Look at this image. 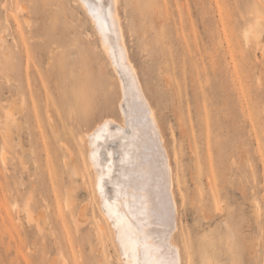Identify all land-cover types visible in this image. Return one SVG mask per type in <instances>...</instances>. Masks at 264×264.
<instances>
[{
  "label": "rangeland",
  "instance_id": "374dc122",
  "mask_svg": "<svg viewBox=\"0 0 264 264\" xmlns=\"http://www.w3.org/2000/svg\"><path fill=\"white\" fill-rule=\"evenodd\" d=\"M259 8L119 0L174 169L182 264H264V54L243 38ZM123 101L77 0H0V264H122L84 138L102 119L119 126Z\"/></svg>",
  "mask_w": 264,
  "mask_h": 264
},
{
  "label": "bare ground",
  "instance_id": "6f19581e",
  "mask_svg": "<svg viewBox=\"0 0 264 264\" xmlns=\"http://www.w3.org/2000/svg\"><path fill=\"white\" fill-rule=\"evenodd\" d=\"M77 1L98 35L104 54L118 74L121 101L124 100L127 106L126 110L120 108L119 126L114 127L115 122L112 121L111 126L110 120L114 119H102L84 138L87 163L93 172V190L100 212L117 243L119 261L122 264H137V260L146 258L142 249L134 255L131 246L125 247L122 244L128 225L138 224L140 236L148 237L146 243L152 250L147 259L159 264H166L169 260L182 264L178 246L173 242L177 229L174 169L161 126L144 95L136 68L129 57L119 0ZM255 1L260 8L244 24L243 38L247 44L254 42L258 51L264 54V0ZM92 5H103L105 15L110 7L111 19H94L90 12ZM23 10L24 7H16L17 13ZM13 105H7L4 109L6 134H9V124L16 123ZM108 139L117 140L116 159L114 151L106 147L109 145L106 142ZM107 184L110 185L108 193ZM253 202V210L257 215L259 204L256 198ZM126 206L138 210L135 221L131 215H126L129 212ZM24 210L27 218L33 217L29 210ZM38 228L41 232L42 227L38 225ZM101 230L104 231L102 226ZM132 235H136L134 229Z\"/></svg>",
  "mask_w": 264,
  "mask_h": 264
},
{
  "label": "snow or ice",
  "instance_id": "6c2138e0",
  "mask_svg": "<svg viewBox=\"0 0 264 264\" xmlns=\"http://www.w3.org/2000/svg\"><path fill=\"white\" fill-rule=\"evenodd\" d=\"M90 12L94 19L100 20V19H111V9L109 7L107 14L104 13L103 5H92L90 6ZM113 29L115 27V24L113 22L112 25ZM103 179V176H101V180ZM101 191H103V188L101 187ZM129 208V212L126 215H131L133 221L137 219L136 212L138 211L132 206H126ZM119 215V214H118ZM133 229L135 230L136 235L133 236L132 232ZM148 237L147 236H140V228L138 224H129L128 230L123 234L122 238V244L125 247L131 246L132 252L135 255L138 251L141 249L143 250V254L146 257L143 260H137V264H159V262H153L147 259V257L151 253V249L146 243ZM166 264H177L175 260H169L166 262Z\"/></svg>",
  "mask_w": 264,
  "mask_h": 264
}]
</instances>
